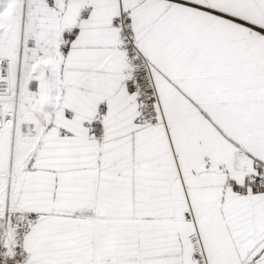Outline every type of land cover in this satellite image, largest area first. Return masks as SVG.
<instances>
[{
	"label": "snow or ice",
	"instance_id": "obj_1",
	"mask_svg": "<svg viewBox=\"0 0 264 264\" xmlns=\"http://www.w3.org/2000/svg\"><path fill=\"white\" fill-rule=\"evenodd\" d=\"M0 264H264V0H0Z\"/></svg>",
	"mask_w": 264,
	"mask_h": 264
}]
</instances>
